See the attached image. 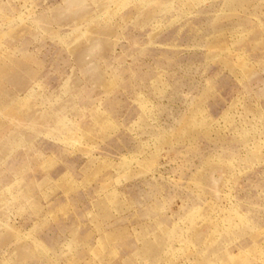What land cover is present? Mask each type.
<instances>
[{"label": "rangeland", "instance_id": "rangeland-1", "mask_svg": "<svg viewBox=\"0 0 264 264\" xmlns=\"http://www.w3.org/2000/svg\"><path fill=\"white\" fill-rule=\"evenodd\" d=\"M0 264H264V0H0Z\"/></svg>", "mask_w": 264, "mask_h": 264}]
</instances>
